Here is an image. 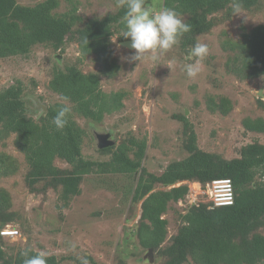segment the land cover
I'll use <instances>...</instances> for the list:
<instances>
[{
    "label": "trees",
    "instance_id": "16d2710c",
    "mask_svg": "<svg viewBox=\"0 0 264 264\" xmlns=\"http://www.w3.org/2000/svg\"><path fill=\"white\" fill-rule=\"evenodd\" d=\"M161 8H173L190 30L178 39L184 49L197 43L199 35L233 17L238 3L241 10L264 12V0H161ZM156 0H146L152 5ZM60 0H41L34 5L18 0H0V58L27 55L38 44L63 50L67 41L79 44V61L61 68L55 66L49 87L62 100L49 104L43 115H28L24 99L25 86L21 80L0 90V139L14 137V146L25 155V179L31 192L46 193L50 188L61 189L60 198L69 206L74 196L81 193L83 177L90 173H137L140 171L132 200L141 202L142 212L137 226L140 242L153 248L163 258V264H264V143L253 141L243 145L240 156L227 158L221 153L202 149L193 123L185 113L175 118L183 122L184 148L188 155L170 162L163 172L156 174L142 167L147 140L135 136L124 139L116 148L100 149L111 153L109 160L99 161L84 156L82 145L87 132L76 115L100 122L106 113L124 107L125 91L104 92L102 76L114 77L121 65L110 47V39L117 26L124 29L125 8L102 17L84 18L75 6L57 12ZM122 40L125 39L123 36ZM222 48L227 52L225 67L240 80L264 77V23L250 29L241 28L238 38L226 37ZM95 55L101 65L99 71L84 72L79 63ZM212 112L229 114L233 102L227 96H207ZM68 102V103H67ZM63 104L71 106L68 123L57 130L52 123ZM264 110V99L258 98ZM246 130L264 132V117H245ZM133 154V155H132ZM68 163L59 166L56 161ZM18 158L0 152V177L18 172ZM217 178H231L235 200L231 205L213 206L211 202L191 203L181 213L182 224L168 244L169 220L163 217L172 203H183L190 192L187 183L203 186ZM163 186L157 188V186ZM12 197L8 189L0 188V228L16 220L10 211ZM0 234V264H23V252H39L26 247L9 254ZM47 264H60L57 255L46 254ZM87 259L93 258L87 255ZM118 264H127L120 259Z\"/></svg>",
    "mask_w": 264,
    "mask_h": 264
},
{
    "label": "rangeland",
    "instance_id": "374dc122",
    "mask_svg": "<svg viewBox=\"0 0 264 264\" xmlns=\"http://www.w3.org/2000/svg\"><path fill=\"white\" fill-rule=\"evenodd\" d=\"M41 0H18L21 4L34 5ZM57 12H66L75 6L84 18L102 17L116 12L121 6L119 0H60ZM162 1L151 6L158 11ZM215 26L210 33L199 35L197 42L209 46V54L201 61V72L189 78L184 66L194 58L188 55L179 43L167 52H152L141 62L130 59L134 50L121 44L124 29L117 26L110 39V47L121 65L114 77L102 76L104 92L125 91L124 107L112 114L106 113L100 122L76 115L78 123L85 128L82 151L86 158L99 161L109 160L111 153L98 148L95 131L111 132L113 150L131 136L146 138L147 148L142 167L160 174L167 165L188 155L184 148V124L175 118L185 113L193 123L198 135V145L211 152H218L227 158L240 156L243 145L255 140L264 143V132L246 130L245 117H264V110L258 98L264 99V77L240 80L225 67L227 52L222 48L226 37L238 38L242 27L247 29L264 23V12L241 10ZM81 55L79 44L67 41L63 50H55L44 44L35 45L27 55L0 58V90L21 80L25 86L24 99L28 115L39 118L44 106L62 100L49 87L55 66L61 68L76 63ZM158 56V59L155 57ZM84 72L99 71L101 65L95 55H89L79 63ZM227 96L233 102L232 111L224 115L208 108L207 96ZM68 103V102H67ZM14 137L0 139V152L12 154L20 161L18 172L0 177V188L9 190L12 197L10 211H15L16 220L9 222L21 235L3 236V246L9 254H15L26 247L46 254L57 255L60 264H79L78 256H91L88 264H118L124 259L127 264H163V258L153 250V261L148 256L137 234L142 212V201L132 200L140 176L137 173H90L83 177L81 193L65 206L60 198L61 189L50 188L46 193L31 192L25 174V155L13 143ZM133 155V154H132ZM61 167L68 163L57 160ZM264 181L262 171L257 175ZM187 183L190 192L183 203H172L163 217L168 218L169 243L182 224L181 213L192 200L208 201L207 188L199 182ZM163 186H157V188ZM197 202H200L198 201ZM6 227V225H5ZM264 232V230H262ZM77 245L76 249L69 247ZM191 264V263H185Z\"/></svg>",
    "mask_w": 264,
    "mask_h": 264
},
{
    "label": "clouds",
    "instance_id": "9594fccd",
    "mask_svg": "<svg viewBox=\"0 0 264 264\" xmlns=\"http://www.w3.org/2000/svg\"><path fill=\"white\" fill-rule=\"evenodd\" d=\"M121 7L125 8L123 16L124 31L121 36L130 38L129 47L134 50L130 59L141 62L144 56L152 52H167L178 43L181 35L190 30L173 8H162L158 11L152 10L146 0H119ZM233 16L242 15L241 6L237 3L232 9ZM209 54V46L197 42L188 50V55L194 58L192 63L184 66V71L189 78H195L201 72V61ZM158 59V56L155 57ZM71 106L63 104L59 107L52 123L57 130H63L68 123V115ZM4 228V227H3ZM71 249H76L75 243H70ZM23 264H47V256L44 251L29 254L22 253ZM79 264H88L87 254L78 256Z\"/></svg>",
    "mask_w": 264,
    "mask_h": 264
},
{
    "label": "built area",
    "instance_id": "2783aa9c",
    "mask_svg": "<svg viewBox=\"0 0 264 264\" xmlns=\"http://www.w3.org/2000/svg\"><path fill=\"white\" fill-rule=\"evenodd\" d=\"M205 193L208 194V201L211 202L213 206H224L231 205L235 200L234 186L231 178H217L212 182L207 184ZM197 197L192 200L191 203L197 202ZM201 201V200H198ZM3 236L15 237L20 234V231L10 224H7L6 227L1 229Z\"/></svg>",
    "mask_w": 264,
    "mask_h": 264
},
{
    "label": "water",
    "instance_id": "95a60500",
    "mask_svg": "<svg viewBox=\"0 0 264 264\" xmlns=\"http://www.w3.org/2000/svg\"><path fill=\"white\" fill-rule=\"evenodd\" d=\"M130 39L128 40H123L121 41V44L130 48L129 45H130ZM188 52V51H187ZM261 96L264 97V93L263 91L260 92ZM44 109H46V106H44ZM111 137V132H107V133H97V138L99 139V142H98V148L102 149V148H105L107 146H112L116 143V141ZM148 256L150 258V260L153 261L154 257H153V248H149L148 249Z\"/></svg>",
    "mask_w": 264,
    "mask_h": 264
},
{
    "label": "flooded vegetation",
    "instance_id": "af4514ba",
    "mask_svg": "<svg viewBox=\"0 0 264 264\" xmlns=\"http://www.w3.org/2000/svg\"><path fill=\"white\" fill-rule=\"evenodd\" d=\"M46 108H47V107H46ZM44 110H46V109H44ZM97 133H107V132H104V131H101V132L95 131V137H96L97 144H98L99 139L97 138ZM110 138H112V134H111V137H110ZM107 147H109V146H107ZM107 147H105V148H107ZM102 149H103V148H102Z\"/></svg>",
    "mask_w": 264,
    "mask_h": 264
}]
</instances>
